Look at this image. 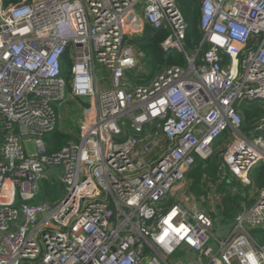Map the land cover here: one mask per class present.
I'll use <instances>...</instances> for the list:
<instances>
[{
    "label": "built area",
    "instance_id": "2783aa9c",
    "mask_svg": "<svg viewBox=\"0 0 264 264\" xmlns=\"http://www.w3.org/2000/svg\"><path fill=\"white\" fill-rule=\"evenodd\" d=\"M200 14L189 50L178 0H1L0 264H264L252 235L264 225V114L242 130L244 108L264 105V0H200ZM147 25L169 32L161 48L183 65L142 64ZM68 98L89 105L73 139L50 143ZM215 155L217 184L239 182L226 237L185 196L170 201ZM59 180L64 199L40 200Z\"/></svg>",
    "mask_w": 264,
    "mask_h": 264
},
{
    "label": "trees",
    "instance_id": "16d2710c",
    "mask_svg": "<svg viewBox=\"0 0 264 264\" xmlns=\"http://www.w3.org/2000/svg\"><path fill=\"white\" fill-rule=\"evenodd\" d=\"M4 7H8L12 4H16L21 0H2ZM31 1V0H29ZM179 8L184 14V17L188 23V32L186 38V47L189 50H193L200 45L202 40V32L200 30V0H178ZM169 32L167 30H154L149 25L145 28V34L142 38L136 40L138 47L147 55L152 73L156 75L160 73L165 67L173 65H183L184 59L178 53L166 54L162 48L161 43L167 38ZM70 60L65 58L63 75L68 79V83H71V76L69 73ZM264 114V105H253L244 108V121L242 130L248 132L257 119ZM73 139L70 136H61L60 145L65 144L67 141ZM220 143V142H219ZM219 156L215 155L208 161L197 159L195 166L189 172L188 176L192 182V190L195 193L200 192L199 185L204 175L208 176L213 182H218V167H219ZM229 179L227 178L218 188L221 193L226 190ZM239 184L235 180L233 184ZM254 183L257 187H264V165H260L254 171ZM198 191V192H197ZM241 197H236V204L239 203ZM239 210L236 206L227 208L226 216L230 222H234L237 214L233 211ZM231 211V212H230ZM254 237H256L262 244H264V230H253Z\"/></svg>",
    "mask_w": 264,
    "mask_h": 264
},
{
    "label": "rangeland",
    "instance_id": "374dc122",
    "mask_svg": "<svg viewBox=\"0 0 264 264\" xmlns=\"http://www.w3.org/2000/svg\"><path fill=\"white\" fill-rule=\"evenodd\" d=\"M142 64L147 68L151 69L150 61L148 57L143 59ZM99 68H101L100 65H98ZM109 75H111L110 71L104 70L100 74V79L103 78V84H105L107 87H111V81L109 80ZM128 77L130 80L135 83V78L128 74ZM89 105L88 99H82V100H72L71 98H68V101L64 104L62 108L58 110V114L60 116L58 121V130L52 134H49L47 137V140L50 143H56L58 144L60 142L61 136H70L74 138L75 133L77 132L78 128V113L81 115V112L79 110L82 108L83 105ZM194 169V168H193ZM193 171V170H192ZM228 178L229 175H226ZM226 178V179H227ZM230 184L228 182V185L226 187V190L223 192H219L218 188L221 184H217L211 180L208 176L204 175V178L201 180V184L199 185L200 192L195 193L192 190V182L187 177L186 181L184 182L182 189L178 191L176 198H171V203H177V201L180 200L181 196H185L189 199L188 202H186V206L190 208H195L199 211H203L206 213H209L215 220L216 226H215V233L217 236H223L226 237L229 232L234 227V222H230L227 214V208H230L231 206H236V197L233 191L231 190L232 187L236 186L237 184H233L234 180L229 177ZM237 182V181H236ZM239 183V182H237ZM44 195L40 198V200H43L44 196L47 197L48 201H53L55 203H58L62 201L66 195V186L59 180L55 181L54 185L43 183ZM208 194H211V196L214 199L213 204H209L207 200ZM177 199V201H176ZM39 202V200H37ZM233 211V210H231ZM230 211V212H231ZM239 214V210L233 211V213ZM237 218V217H236ZM264 230V225L261 229ZM253 234V231H252ZM257 239L256 237H254ZM186 256L185 251H178L174 257L175 258H184Z\"/></svg>",
    "mask_w": 264,
    "mask_h": 264
},
{
    "label": "water",
    "instance_id": "95a60500",
    "mask_svg": "<svg viewBox=\"0 0 264 264\" xmlns=\"http://www.w3.org/2000/svg\"><path fill=\"white\" fill-rule=\"evenodd\" d=\"M0 2H1V0H0ZM51 175H52V177H56L57 173H52Z\"/></svg>",
    "mask_w": 264,
    "mask_h": 264
}]
</instances>
